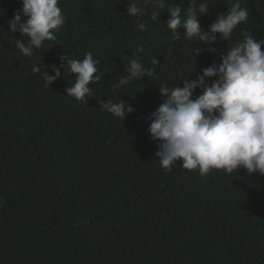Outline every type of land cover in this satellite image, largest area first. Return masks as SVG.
Instances as JSON below:
<instances>
[{
  "label": "trees",
  "instance_id": "1",
  "mask_svg": "<svg viewBox=\"0 0 264 264\" xmlns=\"http://www.w3.org/2000/svg\"><path fill=\"white\" fill-rule=\"evenodd\" d=\"M201 2L208 31L237 0H165L155 21L149 3L145 31L127 15L128 0H59L65 23L56 41L29 58L16 47L28 37L8 26L22 0H0V264H264V176L243 168L202 176L179 161L165 171L148 131L164 99L161 82L195 79L242 30L264 39V0H238L249 18L230 40L218 36L215 53L183 34L176 39L168 6L183 15ZM86 53L99 59L102 75L89 84L87 102L66 95L76 74L65 69L45 86L43 73L54 75L46 66ZM133 58L153 76L115 87ZM98 99H122L134 112L122 120L100 110Z\"/></svg>",
  "mask_w": 264,
  "mask_h": 264
},
{
  "label": "clouds",
  "instance_id": "2",
  "mask_svg": "<svg viewBox=\"0 0 264 264\" xmlns=\"http://www.w3.org/2000/svg\"><path fill=\"white\" fill-rule=\"evenodd\" d=\"M151 3V20H158L156 8L164 9L165 0H128L127 15L135 17L141 31L146 30L143 17ZM59 0H22V8L8 21L10 31H19L28 37L27 43L16 40L20 52L31 58L34 49L42 47L45 41H56L54 31H59L65 23V16L58 6ZM206 3H190L182 15L181 7L169 5V18L166 26L176 39L181 34L193 44L200 42L206 50L215 53L213 47L217 38L231 39L233 31L249 18L247 8L235 2L227 12L205 31L200 25V17L207 14ZM22 18H26L23 19ZM183 29V33L179 30ZM242 40L220 55L219 63L204 68L195 79H184L183 86H168L160 83V94L164 98L151 114L148 131L151 139L157 142L160 166L171 172L178 161L187 170H199L204 176L211 169H223L227 174L246 170L248 175L257 173L264 176V39H257L249 31H241ZM52 47V45H50ZM138 52L143 51L138 46ZM200 55L202 49H192ZM60 57L59 65H48L43 73L45 86L49 87L61 77V69L76 74L75 83L65 89L66 95L77 101L87 102L93 92L89 84L98 83L102 75L98 73L99 59L86 53L82 60ZM161 61L153 57L151 63ZM32 73H41V67L33 64ZM124 75L115 87L120 88L133 80H143L153 76L154 69L145 67L137 59H130ZM50 88V87H49ZM199 89L201 94L195 96ZM100 110L124 120L134 112V108L124 100L113 102L98 99Z\"/></svg>",
  "mask_w": 264,
  "mask_h": 264
}]
</instances>
